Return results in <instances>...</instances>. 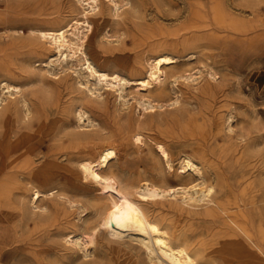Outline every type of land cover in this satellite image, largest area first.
<instances>
[{"label":"rangeland","instance_id":"rangeland-1","mask_svg":"<svg viewBox=\"0 0 264 264\" xmlns=\"http://www.w3.org/2000/svg\"><path fill=\"white\" fill-rule=\"evenodd\" d=\"M119 2L121 4L119 11L104 6L102 16L92 17L98 24L93 33L95 37L90 36L85 49L98 65L110 71H118L127 77H135L137 75L135 69L145 63L147 58L157 53L169 52L179 56L177 72L190 69L196 74L201 71L203 77L197 81L182 79L177 85L172 84V79H169V94L164 98L166 104L153 112L143 110L133 100L124 104L114 94L105 93L102 99L94 101L98 124L80 128L75 109L81 99H85V95L78 89L76 75L70 76V70L48 68L49 71L45 69L43 72L44 82L33 83L28 77L39 73L38 69L33 68V62L45 61L47 53L37 47V42L29 37L28 30L20 33L22 30L16 29L15 35H22L24 43L14 58L18 69L9 80L13 85L27 89L29 95L32 92L35 94L36 114L30 125L14 128L8 125L0 128V155H2L0 184L2 181H7V183L12 182L11 186H14V183L20 181L27 185L28 181H32L46 191V195L39 203L37 208L39 212L34 216L30 215L28 210L17 208L19 206L17 195L1 201L0 226H3L0 227V264H40L42 250L47 246L65 243L63 236L70 232L88 233L85 226L94 219L91 217L92 203L101 191L96 188H84L80 184L77 168L80 154L75 148L76 135L80 131L84 133L83 140L95 146L111 141L123 144L117 158L112 160L115 171L123 178L129 177L135 180L144 168L147 177L159 186H173L186 181L180 178V175L187 176L191 172H184V169L180 168L184 155H191L193 161L199 163L196 149L211 150L221 142L227 141L246 152V170L251 174L248 181L254 183V188L251 190L253 191L251 195H254L253 202L249 203L248 207L252 209L254 216L256 207L263 201L264 0H248V3L244 2L239 6L234 4V0H129L128 2L119 0ZM82 11L83 8L74 0H0V13L8 17L12 23L36 28L58 26ZM8 42L5 31L0 25V58L9 50ZM208 71L217 73L221 87L217 90L215 98L205 101L193 86L198 81L203 83L205 79L212 81ZM199 75L198 73L195 77ZM127 90L136 94L135 90L130 88ZM177 96H179L178 103L169 105L170 99L174 100ZM231 114L233 118L230 124L233 131H228L226 128L228 123L223 124V122ZM193 119L205 129L204 132L209 138L205 143L200 137H193L188 127ZM218 127L222 132L217 140H214L212 134L218 133L220 130ZM137 129L146 134L147 144L140 145L142 147L135 145L131 139L132 132ZM162 139L169 146L171 145L175 158L171 167H168L164 161L162 165L164 179L159 174L160 170L152 168L155 160L149 152L153 149L156 153L158 149L155 141ZM15 143L20 144L16 154L6 155L4 151L2 152V147ZM237 156H240V153H237ZM48 175H52L49 180L46 179ZM233 177L237 176L233 175ZM195 178L196 176L193 175L189 180ZM53 187L59 189V192L50 195L48 190ZM62 203L63 205H59ZM151 209L158 210L157 207ZM158 213L159 211H156L154 214ZM169 216H173L172 213ZM204 218L194 220L199 233L224 227L212 218ZM107 241L104 235L98 237L99 257L105 255L111 257L113 253L121 255L122 258L127 256L123 251L108 249ZM30 243L32 246L29 245ZM215 245L214 256L221 264L239 263L229 241L221 238ZM65 252L70 253V251ZM78 255H81V252L74 254V256Z\"/></svg>","mask_w":264,"mask_h":264},{"label":"bare ground","instance_id":"bare-ground-1","mask_svg":"<svg viewBox=\"0 0 264 264\" xmlns=\"http://www.w3.org/2000/svg\"><path fill=\"white\" fill-rule=\"evenodd\" d=\"M74 1L83 8V11L80 14L73 15L65 23L49 28L14 24L8 17L0 13V25L9 40V50L0 58V128L8 125L13 128L20 127V125H30L33 123L36 114L35 94L32 92L29 95L27 89H23L20 85H13L9 80L14 71L18 69L14 63V58L24 43L22 35H15L16 29H21L20 33L28 30L29 37L37 42V47L47 53L45 61L33 62V68L39 70L36 76L28 77L33 83L44 82L45 75L43 72L45 69L49 71L48 68L63 71L70 70V76L76 75L78 89L85 95V99H81L75 109L77 123L80 128L98 124L96 122L94 101L102 99L105 93L114 94L124 104L133 100L143 110L153 112L166 104L164 98L169 94V79H172V84L177 85L182 79L197 81L203 77L201 71L196 74L192 73L190 69L177 72L179 56L172 55L169 52L157 53L149 58L146 57L145 63L141 66L138 65L140 67L135 69L137 72L135 77H127L118 71H110L98 65V62L96 63L86 52V43L90 40L91 35L94 36L93 33L98 24L96 17L104 14L103 7L119 11L121 4L119 0ZM244 2L248 3V0H234V4L237 6L243 5ZM95 15H97L95 17L96 21L92 19ZM139 50L142 51V49ZM198 73L200 75L195 77ZM208 75L211 76L212 81L205 79L203 83L198 81L193 86L205 101L215 98L217 90L221 87V82L218 80L220 77H217L215 71H208ZM128 88L135 90L136 94L133 91L128 92ZM178 101L179 96L174 100L170 99L168 104L176 105ZM232 118L231 114L224 122L221 120L223 124L228 123V126L225 125L228 131H233L230 124ZM196 119H193L188 127L193 137H200V140L205 143L209 138H207V133L204 132L205 129L197 123ZM215 119L217 118L215 117ZM219 129L218 133L212 134L214 140H217L218 135H221L222 130ZM83 134L80 131L75 139V148L80 154L77 159L80 184L84 188H96L101 191L92 203L93 215L91 217L94 219L85 226L88 233L75 234L74 232H67L68 234L63 236L65 243H52L53 245L41 249L40 264H221L214 256L215 243L221 238L231 244L233 254L239 259L238 264H264V246L262 247L261 244L264 198L263 203L261 202L256 207V215L254 216L252 209L248 207V204L253 202L254 195H251V192H253L251 190L254 188V183L248 181L251 174L246 170L247 157L244 150L241 151L227 141L221 142L211 150L195 148L199 163H195L191 155L186 154L182 159L180 158V168L184 169V172L191 171L187 176L180 175V178L186 179V181L173 186H159L147 177L144 168L135 180L129 177L123 178L115 171L112 160L117 158L123 144H116L115 141H111L95 146L93 143L83 140ZM131 139L138 147L147 144L146 134L140 129L132 132ZM155 144L158 153H155L153 149L149 151L155 160L152 168L160 170L159 174L164 179L162 165L165 161L168 167H171L175 161L174 154L171 145L169 146L163 139L156 140ZM7 145L2 147V152L4 151L6 155L16 154L20 147L19 143ZM237 153H240V156H237ZM193 175L196 178L189 180ZM233 175L237 177L235 178ZM51 176H46V179L49 180ZM11 183L1 182L0 203L12 195H17L19 201L17 208L28 210L32 216L37 214L39 212H37V208H39L43 196L46 195V191L32 181H28L27 185L20 181L14 183V186H11ZM55 190L56 187H53L48 191L50 195H54L55 192H59V189ZM13 199L15 200V197ZM59 205H63V203ZM152 207H157L158 210H152ZM156 211H159L157 215L154 214ZM171 213L173 216H169ZM200 217L212 218L224 227L207 231V233H199L198 228L194 225V220ZM32 219L34 218L32 217ZM77 228L76 230H78ZM101 235L105 236V240L107 238L108 249L117 252L123 251L127 256L122 258L121 255L113 253L111 257L107 255L99 257L97 253L98 237ZM65 251H70V253ZM78 252H81V255L74 256Z\"/></svg>","mask_w":264,"mask_h":264},{"label":"crops","instance_id":"crops-1","mask_svg":"<svg viewBox=\"0 0 264 264\" xmlns=\"http://www.w3.org/2000/svg\"><path fill=\"white\" fill-rule=\"evenodd\" d=\"M262 247L264 246V216L262 220V240H261ZM264 249V247H263Z\"/></svg>","mask_w":264,"mask_h":264}]
</instances>
